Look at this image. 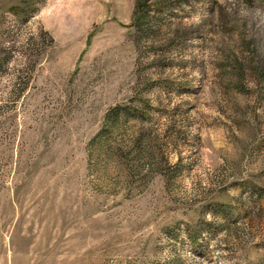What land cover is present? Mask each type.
<instances>
[{
    "label": "rangeland",
    "instance_id": "374dc122",
    "mask_svg": "<svg viewBox=\"0 0 264 264\" xmlns=\"http://www.w3.org/2000/svg\"><path fill=\"white\" fill-rule=\"evenodd\" d=\"M163 1L0 0V264H264V0Z\"/></svg>",
    "mask_w": 264,
    "mask_h": 264
},
{
    "label": "trees",
    "instance_id": "16d2710c",
    "mask_svg": "<svg viewBox=\"0 0 264 264\" xmlns=\"http://www.w3.org/2000/svg\"><path fill=\"white\" fill-rule=\"evenodd\" d=\"M24 6H14L12 7L13 12L16 15H23L24 11L29 13L34 11L36 6L33 1H25ZM168 7V4L163 0H135V6L132 14V26L137 32V35H144L147 33L149 20L152 18V9H163Z\"/></svg>",
    "mask_w": 264,
    "mask_h": 264
}]
</instances>
